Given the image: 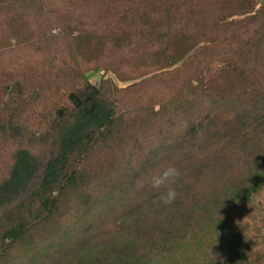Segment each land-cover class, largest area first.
<instances>
[{"label":"trees","instance_id":"trees-1","mask_svg":"<svg viewBox=\"0 0 264 264\" xmlns=\"http://www.w3.org/2000/svg\"><path fill=\"white\" fill-rule=\"evenodd\" d=\"M263 191L264 0H0V264H264Z\"/></svg>","mask_w":264,"mask_h":264},{"label":"clouds","instance_id":"clouds-1","mask_svg":"<svg viewBox=\"0 0 264 264\" xmlns=\"http://www.w3.org/2000/svg\"><path fill=\"white\" fill-rule=\"evenodd\" d=\"M179 177V169L173 164L163 166L151 175L149 180L150 186L153 189L161 190L160 200L164 205L174 203L178 195L174 185L177 183Z\"/></svg>","mask_w":264,"mask_h":264},{"label":"rangeland","instance_id":"rangeland-1","mask_svg":"<svg viewBox=\"0 0 264 264\" xmlns=\"http://www.w3.org/2000/svg\"><path fill=\"white\" fill-rule=\"evenodd\" d=\"M102 73H96L91 75V81L93 83L99 84L100 80L103 78ZM257 202L264 203V191L256 197ZM245 211V210H244ZM264 211V210H263ZM235 215L242 216L244 220L252 223L253 235L255 236L256 241L259 243L260 248H264V212L262 208L256 205L249 206L246 208L245 213L232 211Z\"/></svg>","mask_w":264,"mask_h":264}]
</instances>
